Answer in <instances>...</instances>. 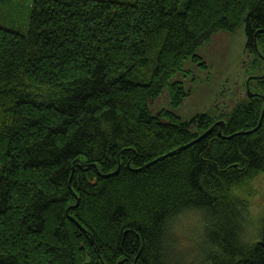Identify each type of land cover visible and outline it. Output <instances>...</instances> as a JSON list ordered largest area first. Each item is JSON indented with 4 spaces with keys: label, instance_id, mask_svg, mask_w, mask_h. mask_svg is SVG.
<instances>
[{
    "label": "trees",
    "instance_id": "trees-1",
    "mask_svg": "<svg viewBox=\"0 0 264 264\" xmlns=\"http://www.w3.org/2000/svg\"><path fill=\"white\" fill-rule=\"evenodd\" d=\"M242 22L253 95L223 125L150 110ZM263 112L264 0H0V261L264 264Z\"/></svg>",
    "mask_w": 264,
    "mask_h": 264
},
{
    "label": "rangeland",
    "instance_id": "rangeland-1",
    "mask_svg": "<svg viewBox=\"0 0 264 264\" xmlns=\"http://www.w3.org/2000/svg\"><path fill=\"white\" fill-rule=\"evenodd\" d=\"M245 22L240 23L235 29H220L211 37L200 44L196 53L207 62L208 67L203 68L196 60L187 59L183 65L184 70H179L170 78V83L165 86L160 95L150 101L149 107L153 113L160 109L168 108L175 111L183 120H189L200 113H207L217 122L229 117L233 108L248 100L247 80L249 73L254 71L253 63L257 58V50H252L248 45ZM175 80L183 82L188 95L184 96L179 104L173 102L171 83ZM255 191L251 196L250 209L257 216L264 210V175L253 182ZM184 240L187 238V229L197 223L193 217H184ZM258 227L257 220L249 231V237L255 235Z\"/></svg>",
    "mask_w": 264,
    "mask_h": 264
},
{
    "label": "water",
    "instance_id": "water-1",
    "mask_svg": "<svg viewBox=\"0 0 264 264\" xmlns=\"http://www.w3.org/2000/svg\"><path fill=\"white\" fill-rule=\"evenodd\" d=\"M247 84H248V82H247ZM248 93H249L250 96L253 95V92L250 90L249 85H248ZM263 114H264V112H263ZM219 122L221 123V125L224 124V121H223V120H221V121H219ZM260 123H261V121H260ZM259 125H260V124H259ZM219 133L221 134V131H220Z\"/></svg>",
    "mask_w": 264,
    "mask_h": 264
},
{
    "label": "snow or ice",
    "instance_id": "snow-or-ice-1",
    "mask_svg": "<svg viewBox=\"0 0 264 264\" xmlns=\"http://www.w3.org/2000/svg\"><path fill=\"white\" fill-rule=\"evenodd\" d=\"M0 264H2V261H0Z\"/></svg>",
    "mask_w": 264,
    "mask_h": 264
},
{
    "label": "bare ground",
    "instance_id": "bare-ground-1",
    "mask_svg": "<svg viewBox=\"0 0 264 264\" xmlns=\"http://www.w3.org/2000/svg\"><path fill=\"white\" fill-rule=\"evenodd\" d=\"M258 48V47H257Z\"/></svg>",
    "mask_w": 264,
    "mask_h": 264
}]
</instances>
